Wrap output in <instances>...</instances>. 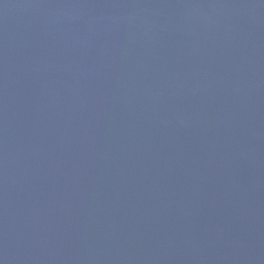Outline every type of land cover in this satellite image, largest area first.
<instances>
[{
  "label": "water",
  "instance_id": "obj_1",
  "mask_svg": "<svg viewBox=\"0 0 264 264\" xmlns=\"http://www.w3.org/2000/svg\"><path fill=\"white\" fill-rule=\"evenodd\" d=\"M0 264H264V0H0Z\"/></svg>",
  "mask_w": 264,
  "mask_h": 264
}]
</instances>
